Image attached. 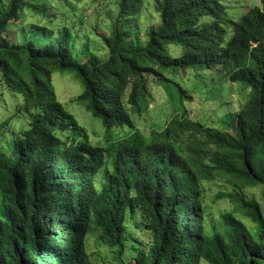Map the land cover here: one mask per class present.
Returning <instances> with one entry per match:
<instances>
[{
	"label": "trees",
	"instance_id": "trees-1",
	"mask_svg": "<svg viewBox=\"0 0 264 264\" xmlns=\"http://www.w3.org/2000/svg\"><path fill=\"white\" fill-rule=\"evenodd\" d=\"M115 1L111 30L101 36L107 56L85 49L83 62L74 57L68 25L57 32L35 25L20 40L9 38L24 8L42 4L39 13L50 20L51 0H9L4 9L0 3V76L22 97L18 112L28 117L27 128L13 130L0 149V264H88L93 230L119 264H129L121 255L128 221L136 217L131 264H264L261 204L224 195L258 232L226 213V232L209 235L203 184L225 175L264 192V0L231 21L228 38L223 0H153L157 19L144 37L130 25L143 0ZM169 44L180 46L179 56L168 53ZM14 61H22V70ZM216 65L229 81L250 88L244 117L230 130L190 120L185 110L162 129L137 127L134 116L148 109L149 76L163 84L169 80L163 69ZM54 69L81 81L76 100L101 120L105 144L91 143L57 101ZM184 96L167 94L173 105ZM78 128L76 138L71 131Z\"/></svg>",
	"mask_w": 264,
	"mask_h": 264
},
{
	"label": "rangeland",
	"instance_id": "rangeland-1",
	"mask_svg": "<svg viewBox=\"0 0 264 264\" xmlns=\"http://www.w3.org/2000/svg\"><path fill=\"white\" fill-rule=\"evenodd\" d=\"M9 0H0L3 9ZM46 1V0H45ZM227 8L228 21L225 23L227 31L226 38L231 35V21L237 20L247 8L257 5L259 0H223ZM42 4L37 8H24L19 11L18 17L8 27V36L12 40H20L21 33L31 29V26H43L48 24L56 32L64 26L73 37V54L76 60L83 62L82 52L85 49L96 53L104 59L108 52L105 47L102 35L110 32L112 20L117 14L115 0H51L49 18L39 13ZM157 13L154 9L153 0H143L139 14L133 17L130 25L137 27L140 37H144L148 26L156 23ZM72 22V23H71ZM71 23V24H70ZM75 29V30H74ZM166 50L172 56L180 55V46L169 44ZM22 61H14L13 67L22 70ZM162 72L169 79L166 83H159L153 76L148 77V109L141 117L134 116L137 127L145 132L151 129H162L173 116L181 117L183 110L190 120L198 121L206 126L218 129H231V122L244 117L242 104L250 88L239 82H231L225 76L220 65L211 68L198 69L190 67L186 69H163ZM22 75V72H19ZM50 84L54 89L57 101L63 106L66 112L73 118L79 128L84 129L91 143L95 145L105 144V127L100 119L92 116L85 110L76 98L82 93L83 86L74 73L67 70H52ZM185 90L181 93L177 85ZM167 94H186L182 100L176 99L174 105L168 100ZM188 96H191L189 98ZM22 106V97L10 92L3 84L0 76V124L8 121V125L0 128V149L7 146L9 137L14 131L27 128V115L18 110ZM68 125L71 120H67ZM79 128L72 130L74 137H79ZM70 131H67L69 134ZM70 133V134H71ZM119 136L121 131L115 130ZM206 211V225L210 224L212 231L207 228L209 235L224 234L226 224L223 215L232 213L239 220L243 221L250 231L256 235L258 225L246 217L239 208L226 196V194H237L248 200L258 201L264 213V192L262 185L253 186L243 184V181H236L233 177L216 175L212 181H204ZM223 195V196H222ZM221 196V197H220ZM138 218L136 217L135 222ZM210 221V223H209ZM131 220L128 221L129 236L125 243L121 260L123 263L131 264L136 254L132 240L134 226ZM98 232L93 230L86 240V256L88 264H119L114 256V250L103 245L97 240ZM140 238V236H136ZM201 264H209L202 260Z\"/></svg>",
	"mask_w": 264,
	"mask_h": 264
}]
</instances>
